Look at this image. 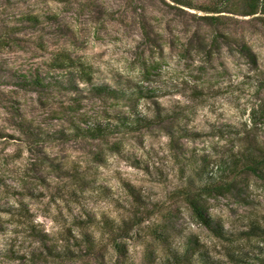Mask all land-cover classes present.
Segmentation results:
<instances>
[{"label": "rangeland", "instance_id": "rangeland-1", "mask_svg": "<svg viewBox=\"0 0 264 264\" xmlns=\"http://www.w3.org/2000/svg\"><path fill=\"white\" fill-rule=\"evenodd\" d=\"M220 1L177 10L169 0H0V30L12 34L0 50V264H167L197 242L204 254L193 264H236L231 248L247 261L237 264L264 259V243L244 236L252 223L264 228L261 181L208 199L231 242L196 222L181 194L202 184L204 167L220 176L248 146L264 150V21L241 16L240 0L223 7V25L205 20L201 9ZM63 53L91 68L95 85L155 95L103 98L78 78L76 92L17 86L23 76L62 77L48 73ZM138 115L146 124L131 130L118 120ZM87 122L111 132L72 134ZM134 195L144 221L123 241L125 257L108 226L134 217ZM161 228L167 244L156 239Z\"/></svg>", "mask_w": 264, "mask_h": 264}, {"label": "trees", "instance_id": "trees-1", "mask_svg": "<svg viewBox=\"0 0 264 264\" xmlns=\"http://www.w3.org/2000/svg\"><path fill=\"white\" fill-rule=\"evenodd\" d=\"M173 5H169L171 8H175L177 10H181V8H187L190 10L196 9L194 5V0H169ZM233 0H224L215 4L212 7L203 8L204 12L212 15L211 17H205V20L212 22L213 24L223 25V18L221 15L225 13L224 8L231 4ZM10 2V0H8ZM240 5H236L234 9L239 8L238 12L241 16L246 18L256 17L257 15H262V21H264V0H240ZM232 9L231 13H235ZM27 20L32 26L36 27L39 22V18L36 16L26 17ZM17 29H13V32ZM12 36L11 32L8 29L0 30V50L7 47L10 44V37ZM16 41V40H15ZM241 53L247 56V58L251 62H256V57L253 54L252 50L249 47H242ZM62 72V77L47 79L43 78L42 75L36 74L34 77L23 76L20 77L17 83L19 88L25 90H34V91H44L49 89H57L61 88L63 90H73L78 91V88L75 87L76 78L79 79L82 85L89 86V92L91 94L100 96V97H108L114 98L117 100H124L129 103L140 102L143 98H153L154 93H145L143 90H138L131 95H127V93H122L118 95L115 91L111 90L105 86H98L94 84V74L91 68L86 66L83 63H79L74 60L71 55L68 54H59L55 57L50 64V71L48 76H52V73ZM67 79V81H62V79ZM50 80V81H49ZM138 95V96H136ZM120 97V98H119ZM73 110V107H70ZM160 116H162L160 114ZM256 116L264 119V109L261 114ZM120 123L127 128L133 129V126H142L146 124L143 120V117L132 116L128 118H119ZM88 126L83 128L77 124H73L70 127L72 134L74 136L79 137H90L92 139H100L105 140L109 133L111 132L110 127L102 126V125H93L87 122ZM23 133L32 138L35 137L34 133L31 130L23 129ZM36 138L37 137L36 135ZM220 169V168H219ZM233 179H228L229 176ZM198 177H200L202 184L197 186L196 182H190L187 188L181 192L184 200L189 205L192 215L196 222H198L201 226L207 228L213 235L222 241H228L226 236L225 229L223 225L214 221L213 217L210 214V209L208 206V199L211 197H226L232 194L234 191L238 189L240 184L246 185L249 178L254 177L258 181H261L264 186V150L259 149L257 146L250 145L248 149H246L242 155L236 157L232 161V165L229 169H221V175L217 176L216 173L211 172L209 167H204L203 171L199 172ZM204 181V182H203ZM136 203H138V209L134 214V217L122 225L118 230L114 229V227L108 226L109 238L112 242L114 249L122 256H127L126 245L123 243L124 240L130 238V234L142 225L144 221V217L141 215L144 213L145 209H143L142 198L141 196L134 195ZM140 198V199H139ZM165 230V229H164ZM156 239L163 244H167L169 242V238L166 236L165 231L159 229L158 233L155 234ZM245 237H248L249 240H255L257 242L264 243V228L259 225L252 223L250 226V230L247 233H244ZM232 240L229 239L228 242ZM89 243V251H93L96 249V245L94 241H88ZM260 248V247H259ZM202 245L197 242L194 247H189L183 256L179 254H173L172 259L167 260V264H193L194 260L202 256L203 253ZM230 258L236 264L239 262H244L246 259L240 253H236L233 249H230L229 255ZM247 262V261H246ZM251 264H255L253 261ZM257 264H264V259H259Z\"/></svg>", "mask_w": 264, "mask_h": 264}]
</instances>
